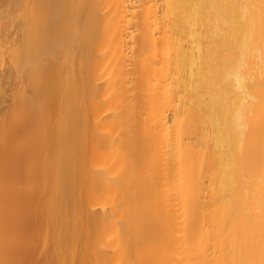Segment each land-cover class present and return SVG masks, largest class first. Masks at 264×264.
<instances>
[{
    "label": "bare ground",
    "instance_id": "6f19581e",
    "mask_svg": "<svg viewBox=\"0 0 264 264\" xmlns=\"http://www.w3.org/2000/svg\"><path fill=\"white\" fill-rule=\"evenodd\" d=\"M17 1L0 264H264V0Z\"/></svg>",
    "mask_w": 264,
    "mask_h": 264
},
{
    "label": "rangeland",
    "instance_id": "374dc122",
    "mask_svg": "<svg viewBox=\"0 0 264 264\" xmlns=\"http://www.w3.org/2000/svg\"><path fill=\"white\" fill-rule=\"evenodd\" d=\"M16 1L17 0H0V32L2 31L4 22H6V15L7 14L11 13L10 16H12V15L14 16L15 14H16L15 16H17L18 13L19 14L21 13V11H19V9L20 10H22V9H21L20 5L18 4V1L17 2ZM33 4H35L37 6V4L35 2H33ZM17 8H18V11H17ZM15 10L17 11V13H16ZM13 11L15 12L14 14H13ZM8 16H7V18H8ZM10 16H9V19H10ZM11 18L13 19V17H11ZM9 19H7V20H9ZM0 58H2V56H0ZM8 69H9V67H8L7 61L4 60V59L1 61V59H0V74L5 73V71H7ZM8 82L4 83L2 85V88H1V95H0V119H2L3 117L8 116V115L11 114V108L9 106H10V101H11V97H12L11 95L13 94L12 93L13 89H11L12 88L11 87L12 82L10 81L11 84H9ZM16 160H18V161H16ZM16 160L15 161H13V160L11 161V163L14 162L13 164L15 166H16V164L18 166H21L20 164H23V163H25V161H27V159L25 160L22 156L19 159H16ZM29 185H34V184L33 183L30 184L29 183V179L26 177V180L22 183V186H25L28 189V191H29V190H31ZM26 211H27V208H26ZM25 218H27V216ZM27 224L28 223L26 222L25 225H27ZM28 245L29 244L27 243V241H24L23 243L20 244V246H22V248H25Z\"/></svg>",
    "mask_w": 264,
    "mask_h": 264
}]
</instances>
